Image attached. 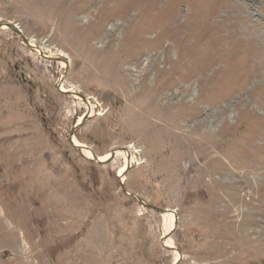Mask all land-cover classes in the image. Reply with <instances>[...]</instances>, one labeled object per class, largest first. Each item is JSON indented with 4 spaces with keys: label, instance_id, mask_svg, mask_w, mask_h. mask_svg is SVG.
I'll return each instance as SVG.
<instances>
[{
    "label": "rangeland",
    "instance_id": "1",
    "mask_svg": "<svg viewBox=\"0 0 264 264\" xmlns=\"http://www.w3.org/2000/svg\"><path fill=\"white\" fill-rule=\"evenodd\" d=\"M6 24L0 264H264V0H0Z\"/></svg>",
    "mask_w": 264,
    "mask_h": 264
},
{
    "label": "bare ground",
    "instance_id": "2",
    "mask_svg": "<svg viewBox=\"0 0 264 264\" xmlns=\"http://www.w3.org/2000/svg\"><path fill=\"white\" fill-rule=\"evenodd\" d=\"M31 44H32V43H31ZM32 45H33V44H32ZM63 57L66 59V56L63 55ZM63 65H65V64L63 63ZM63 91H64V89H63ZM88 109H89V112L94 113L93 110H92V107H88ZM74 141H75V143H76L77 145H82V144H80L78 141H76V140H74ZM84 147H85V146H84ZM84 151H85V154H86L88 157H91V156H92V153H91L90 150H84ZM121 152H122V151H121ZM122 154H123V153H122ZM122 154H121V155H122ZM128 155H129V153H128ZM129 156H130V155H129ZM129 156H128V158H127V164H128V166H129V164H130L131 162H133V159L130 160V157H129ZM100 159H101L102 161H104L105 158L102 157V158H100ZM107 159H109V157H107ZM107 159H105V161H106ZM124 171H125V168H123V169L120 171V174H119V175H120V176H123V175H124V174H123ZM245 181H246V180H245ZM246 182H247V181H246ZM164 215H165V214H164ZM173 216H174V215H173L172 213L166 215V217L169 218V219L174 218Z\"/></svg>",
    "mask_w": 264,
    "mask_h": 264
},
{
    "label": "water",
    "instance_id": "3",
    "mask_svg": "<svg viewBox=\"0 0 264 264\" xmlns=\"http://www.w3.org/2000/svg\"><path fill=\"white\" fill-rule=\"evenodd\" d=\"M8 27H11V25H7ZM2 27V25H0V28ZM17 33H19L20 35H21V32L20 31H17ZM115 152H113L112 154H111V159L110 160H112L113 158H114V156H115ZM94 158L97 160V161H99V162H102V161H100V159L94 154ZM141 201V200H140ZM142 202V201H141ZM146 207H148V208H150V209H152V210H154V211H157V212H159V213H164L165 211L164 210H162V209H160V208H157V207H155V206H152V205H146V204H144ZM176 226H177V223H176ZM175 226V227H176ZM165 247H166V245H164ZM168 248V247H167Z\"/></svg>",
    "mask_w": 264,
    "mask_h": 264
}]
</instances>
